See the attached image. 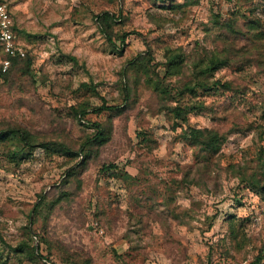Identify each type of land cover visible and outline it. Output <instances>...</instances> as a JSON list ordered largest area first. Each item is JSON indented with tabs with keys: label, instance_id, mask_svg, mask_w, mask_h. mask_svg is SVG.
I'll return each instance as SVG.
<instances>
[{
	"label": "rangeland",
	"instance_id": "374dc122",
	"mask_svg": "<svg viewBox=\"0 0 264 264\" xmlns=\"http://www.w3.org/2000/svg\"><path fill=\"white\" fill-rule=\"evenodd\" d=\"M0 4L31 61L0 79V131L32 142L0 138V264H43L32 247L47 264L264 261V0ZM212 58L228 63L201 75ZM93 124L110 137L82 164Z\"/></svg>",
	"mask_w": 264,
	"mask_h": 264
},
{
	"label": "trees",
	"instance_id": "16d2710c",
	"mask_svg": "<svg viewBox=\"0 0 264 264\" xmlns=\"http://www.w3.org/2000/svg\"><path fill=\"white\" fill-rule=\"evenodd\" d=\"M97 17V23L98 25L101 26V31L102 33H104L106 39L108 41L110 40L109 35L107 34V26H108V21L112 18V16L109 15L108 12H104L103 14H101L100 16H96ZM12 31H13V27H12ZM14 33V31H13ZM15 34V33H14ZM16 36V34H15ZM258 39H261L258 36ZM256 41V40H255ZM5 56L0 54V58H4ZM174 56L170 57L171 61H169V63L171 64L172 67V71L171 73H174L176 70V62L173 60ZM71 59H74L73 57H71ZM228 63V59L227 58H218V59H210L208 61V64L206 67L201 68L199 73L201 75L204 74H211L214 70L218 69L221 66H224ZM31 64V61L29 60V56L28 53L26 51V54L24 57L20 58V57H15L11 59L10 65L8 67V70L3 73L0 74V79L2 78H6L13 70H15L16 68H22L24 66H29ZM213 85H215L217 88H222L226 91H230L231 90V86H230V82H221L219 80H215L212 82ZM208 85V84H207ZM205 83H200L198 84V86L202 87V86H207ZM188 89H192V88H188ZM163 92V90H161ZM105 110L109 111V118H108V123L110 124V117L111 116H115L119 113H121V108L118 106H111V107H104ZM173 113H174V118H178L180 120H184V122L186 121V109L185 108H181L180 106H175L173 109ZM79 116L83 117L84 116V111L80 110L79 111ZM95 129H96V133L93 137H91L90 139H87L86 145L84 148H81L79 151L75 152L76 156H81L82 157V164H84V162L86 161L88 155H89V148L91 146H93L94 144H98L101 145L105 142L108 141L109 137H110V126H105V125H101V124H93ZM6 135H15L18 137V139L23 143V145L25 146H31L32 142H30V135L28 132H25L24 130H20V129H7L5 131H0V138L5 137ZM185 138H189L191 141H193L196 145L200 146L203 150H205V152L208 153H212V155L214 153H216L215 151H217L218 149V145L221 142V139L218 137V135L212 131H206V130H198V129H193V128H188V130L185 132ZM42 148H46L45 145L41 144ZM60 148L61 151H63L65 148L63 146H58ZM66 150V149H65ZM74 155V154H73ZM115 166L113 165H108V166H102L101 169L102 171L105 170H110V168H114ZM264 168V162L261 163V165L259 164V169H263ZM71 175L70 173L68 174V176ZM34 214H36V208L33 210ZM39 249L38 248H34L32 247V251L31 254L34 255L35 257L41 258L43 259V264H47V262L49 261L47 256H42L40 254H38ZM66 264H79L76 262H66ZM249 264H264V261L261 259L260 256H256L254 258V260L252 262H250Z\"/></svg>",
	"mask_w": 264,
	"mask_h": 264
},
{
	"label": "built area",
	"instance_id": "2783aa9c",
	"mask_svg": "<svg viewBox=\"0 0 264 264\" xmlns=\"http://www.w3.org/2000/svg\"><path fill=\"white\" fill-rule=\"evenodd\" d=\"M0 54L5 56L0 58V74L8 70L11 59L24 57L26 50L16 40L12 31L10 16L3 5L0 4Z\"/></svg>",
	"mask_w": 264,
	"mask_h": 264
}]
</instances>
